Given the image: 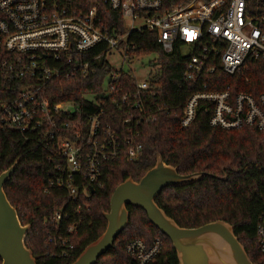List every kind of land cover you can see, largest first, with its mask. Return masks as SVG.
<instances>
[{"label":"built area","instance_id":"built-area-1","mask_svg":"<svg viewBox=\"0 0 264 264\" xmlns=\"http://www.w3.org/2000/svg\"><path fill=\"white\" fill-rule=\"evenodd\" d=\"M101 1L120 14L123 23L138 20L143 25L123 26L122 34L111 35L96 17L95 8L87 14H68L65 10L50 12L43 0H0V75L21 84L17 96L2 105L0 122L5 130L22 137L36 135L41 145L52 143L46 190H62L68 200L49 219L54 225L68 219L67 205H74L76 214L87 207L90 190L103 187V164L142 158L138 132L120 136L102 122L104 105L129 108L122 124L131 131L143 121L156 120L148 104L156 103L159 93L158 86L150 82L151 71L137 82L133 72L122 69L138 60L128 54L133 44L127 42V37L132 32L155 33L157 44L167 55L179 45L181 55L187 58L183 80L191 87H199L203 77L217 72L235 76L246 71L250 63L264 64V0H190L167 9L163 0ZM102 46L103 51L90 54ZM112 52L121 58L118 71L112 70L108 62ZM101 60L109 71L99 93L54 104L45 98L43 89L47 84L93 76L94 64ZM129 74L135 87L121 93L125 89L121 79ZM206 89L201 84L186 101L182 128L190 127L202 108L211 127L264 131V93L253 97L244 92L233 95L229 86L221 92ZM83 103L96 108L86 118L81 112ZM76 231L75 225L67 227L66 237L59 245L54 241L51 252L66 258L73 250L69 240ZM256 241L264 254V216L256 226ZM161 247L160 239L149 245L136 240L127 245L125 252L131 264H152Z\"/></svg>","mask_w":264,"mask_h":264},{"label":"trees","instance_id":"trees-1","mask_svg":"<svg viewBox=\"0 0 264 264\" xmlns=\"http://www.w3.org/2000/svg\"><path fill=\"white\" fill-rule=\"evenodd\" d=\"M51 11L65 10L68 14H87L95 8L96 17L111 35L123 33V20L119 13L112 12L101 0H43ZM190 0H163L165 9L185 5ZM127 42L133 44L128 54L133 58L154 57L151 61V79L158 86L156 103L152 107L155 121H143L137 130L123 127V119L130 109L104 105L102 122L109 125L120 136L139 133L137 141L142 145V158L127 162L124 158L108 162L101 168L103 187L95 188L86 201L87 207L78 214L75 206L67 205L68 219L58 225L49 221L53 213L67 204V195L62 190L47 189L51 165L47 158L50 146L41 145L36 135L22 137L5 130L0 122V174L18 161L17 168L4 186L10 205L15 208L20 223L30 226L25 239L26 247L32 252L36 264H72L82 251L98 237L105 228L103 217L109 212L110 198L115 188L127 178L138 182L155 165L156 156L177 168L179 175L206 173L209 176L189 186L167 188L156 199L157 206L179 227L198 228L214 221H223L234 228V234L253 264H264V254L256 241V226L264 216V131L252 127L238 130H222L211 127L209 117L199 108L193 124L182 128L180 120L189 97L200 90L201 84L207 91L221 92L226 86L232 94L244 92L253 97L264 93V64L250 63L248 69L235 76L217 72L203 77L199 87L183 80L187 58L181 55L179 45L167 55L156 42V34L146 30L132 32ZM104 46L90 52L95 55ZM95 75L54 81L43 89L45 98L54 104L61 101L80 100L89 93H99L102 82L109 71L105 61L94 64ZM124 91H132L135 81L130 74L121 79ZM21 84L0 75V112L2 105L12 101ZM47 95V96H46ZM202 107V106H201ZM90 104H81L85 118L95 111ZM45 146V147H44ZM129 224L118 235L113 247L97 264H131L126 254L127 245L140 240L151 244L160 239L162 247L152 264H178L171 242L148 220L145 212L131 206ZM75 225L77 231L69 240L73 250L66 258L51 252L53 242L60 244L66 237L65 230ZM57 230H59L57 232Z\"/></svg>","mask_w":264,"mask_h":264},{"label":"water","instance_id":"water-1","mask_svg":"<svg viewBox=\"0 0 264 264\" xmlns=\"http://www.w3.org/2000/svg\"><path fill=\"white\" fill-rule=\"evenodd\" d=\"M18 161L0 174V264H36L25 239L30 226L20 223L17 212L7 200L4 186L14 174ZM209 176L206 173L179 175L177 168L156 156L155 165L138 182L127 178L118 185L103 215L106 228L72 264H97L129 224L127 207L141 209L149 222L172 244L178 264H253L234 234L233 226L214 221L198 228L179 227L156 204L167 188L189 186ZM91 194L94 190H90Z\"/></svg>","mask_w":264,"mask_h":264},{"label":"rangeland","instance_id":"rangeland-1","mask_svg":"<svg viewBox=\"0 0 264 264\" xmlns=\"http://www.w3.org/2000/svg\"><path fill=\"white\" fill-rule=\"evenodd\" d=\"M134 25L135 27H139L143 25V22L136 21L134 24L130 23L129 21H124L123 26L124 29L131 28V26ZM154 60V57H143L136 61H134L130 65H125L122 67L123 71H131L136 77L137 82H141L144 80L146 74L148 71L153 70V66H151V61ZM108 62L110 64V67L114 71H118L121 68V58L117 54V52H112L110 56L108 57ZM143 66H142V65Z\"/></svg>","mask_w":264,"mask_h":264}]
</instances>
